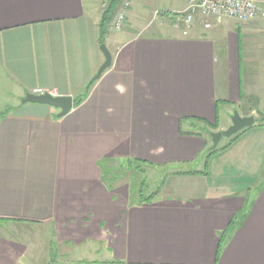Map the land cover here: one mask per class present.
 <instances>
[{"label": "crops", "instance_id": "crops-1", "mask_svg": "<svg viewBox=\"0 0 264 264\" xmlns=\"http://www.w3.org/2000/svg\"><path fill=\"white\" fill-rule=\"evenodd\" d=\"M152 1L133 0L127 28ZM154 1L168 13L185 8ZM97 2L0 0V76L12 96L0 112V264H32L30 240L4 227L43 224L76 247L47 264H264V159L252 193H221L200 172L150 203L110 189L103 169L119 158L195 160L205 141L180 123L213 124L220 108L225 120L238 107L264 114V21L105 37L111 66L74 107L104 61ZM39 92L71 96V112L21 103ZM255 127L227 150L264 157Z\"/></svg>", "mask_w": 264, "mask_h": 264}, {"label": "rangeland", "instance_id": "rangeland-1", "mask_svg": "<svg viewBox=\"0 0 264 264\" xmlns=\"http://www.w3.org/2000/svg\"><path fill=\"white\" fill-rule=\"evenodd\" d=\"M119 1L120 0H118L114 13H116L118 10ZM187 1L188 0H184L185 8L183 10L177 9L172 13H168L164 7H159V2L156 3L154 0L152 2H145L143 5L144 7L142 6L143 13L135 15V21L133 22L134 24H129V27L131 28H127L128 10L122 29L113 33L106 30V37L109 38L113 35L117 36L116 34L124 33L126 30L140 36L153 34L151 27L153 25L162 23L165 26L172 25L181 32L184 30L182 17L187 14ZM103 4V0H98V2L95 4L100 9L101 15L106 10V8L104 10L102 9ZM131 7L132 6H130V8ZM200 25L201 24L199 20H196L194 28L200 27ZM95 82H93V84ZM6 85L7 84H5L4 78L0 76V112L4 111V108H1V106L6 104L7 98L10 99V101L12 99L11 95L7 96V94L4 93L5 89H7ZM16 91L17 90L15 87H13L12 92L16 93ZM37 94H42V92ZM252 107L255 108L238 107L234 108V110L228 109V118L226 120L223 112H221V108H218L219 110L217 114L218 117L216 119V129L212 128V124H209L210 126H208L206 123H192L193 125L188 126L184 122L180 123V129L182 133L185 132L194 137H202L205 141L206 147L195 160L183 163H160L149 159L141 163L139 161L141 159L136 158H119L115 159L116 161H113L114 159H110L109 167L113 168L114 170L104 174L106 184L110 183L112 186L111 188L116 193L119 191L126 193L130 202H141L143 198L148 197H153L152 201H155L159 197L167 195L168 192L171 193V188L176 187L179 181H182L179 179L180 176L183 177V175H192H185L182 173H191L196 171L197 174H200V172H205V174L209 177V182L211 185L218 187L221 193L237 191L240 192L239 194H246L249 192L252 193L254 188L251 186L254 185L258 180L256 168L263 164L261 160H263L264 157H251L245 159L244 155L238 156L236 154V147L232 148L231 150H227V147L237 145L235 141L239 135L247 129L254 127L255 125V130H259L260 128L263 129L260 130L261 134L263 135L264 124L259 125V123L256 122L254 126L242 130L228 139L223 138L219 141L216 147L217 149L214 153L209 154L208 152L212 144L208 133H216L226 130L231 124L229 118L233 112H238L241 117L253 116L256 120L264 118L263 109L257 106ZM257 144L259 146H264V135L258 138ZM184 178L186 177H183V179ZM72 223L74 222L72 221ZM86 223L87 221L83 220V224ZM55 226V224L36 225L34 227L28 225L20 228V233L17 231L12 232V229H6L4 227L3 235L7 238L10 237L18 241L25 240L23 242L25 244H27L26 240H30L29 243L31 250L29 252L30 254L28 253V257L30 258L32 264H47V262L51 259H58L60 255L59 251H61L62 248H76L71 242H58V234ZM80 248H86V246H81Z\"/></svg>", "mask_w": 264, "mask_h": 264}, {"label": "built area", "instance_id": "built-area-1", "mask_svg": "<svg viewBox=\"0 0 264 264\" xmlns=\"http://www.w3.org/2000/svg\"><path fill=\"white\" fill-rule=\"evenodd\" d=\"M115 0H103V10ZM133 0H120L118 10L107 23L108 32H118L122 29L126 13ZM187 14L182 18L184 37L188 36L189 29L199 20L204 30H211L230 20L238 24L255 21H264V2L258 0H188Z\"/></svg>", "mask_w": 264, "mask_h": 264}, {"label": "water", "instance_id": "water-1", "mask_svg": "<svg viewBox=\"0 0 264 264\" xmlns=\"http://www.w3.org/2000/svg\"><path fill=\"white\" fill-rule=\"evenodd\" d=\"M99 50L103 55L104 61L99 67L95 76L89 82V84H92L93 82L97 81L101 77V75L111 66L112 55L105 46V44H101L99 46ZM21 103L43 105L48 106L50 108H54L56 110H59L58 117L66 116L68 113L71 112L73 108V98L71 96H53L49 93L26 94L25 97L21 100ZM261 121L264 122V118L261 119ZM230 122L231 124L226 130L219 131L216 133H209L212 143L211 147L209 148L210 150H214L221 139H228L236 135L240 131L254 126L256 123V119L253 116L241 117L239 113L235 111L230 116Z\"/></svg>", "mask_w": 264, "mask_h": 264}, {"label": "trees", "instance_id": "trees-1", "mask_svg": "<svg viewBox=\"0 0 264 264\" xmlns=\"http://www.w3.org/2000/svg\"><path fill=\"white\" fill-rule=\"evenodd\" d=\"M117 3H118V0H115L113 3H111L109 5V7L101 15V20H100L99 25H98L99 45L104 44V39H105V37L107 35L106 26H107L108 21L111 19V17L114 14L115 7H116ZM92 85H93V83L87 85V87L85 89V92L81 96L75 98V100H74V107H77V106L81 105V103L86 99V96H87V94L89 92V89L92 87ZM261 119H263V118H261ZM261 119L256 120V122H258L259 125H263L264 124V122H262ZM207 125L210 126L209 124H207ZM211 126H212L213 129H216L217 128V121L215 120V123H213ZM216 149L217 148H215L214 150H210L209 149V151L207 149V151L209 152V154H212V153L215 152ZM139 161L141 163L145 162L143 160H139ZM104 164H105V166L103 167V169L106 170L105 174H107L108 172L114 170L113 168H110L109 169L110 171H108V169H107L108 161H105ZM182 174H185V175H187V174H197V172L194 171V172H191V173L190 172H187V173H182ZM104 181H105V178H104ZM110 189H111V187H110ZM152 198L153 197L143 198L140 203H150L152 201Z\"/></svg>", "mask_w": 264, "mask_h": 264}]
</instances>
